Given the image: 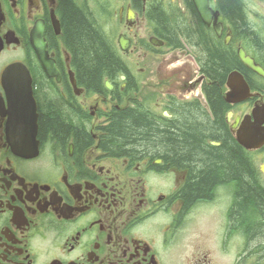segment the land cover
Segmentation results:
<instances>
[{
  "label": "flooded vegetation",
  "instance_id": "af4514ba",
  "mask_svg": "<svg viewBox=\"0 0 264 264\" xmlns=\"http://www.w3.org/2000/svg\"><path fill=\"white\" fill-rule=\"evenodd\" d=\"M69 1L103 32L100 12L117 29L115 40L104 33L119 71L99 89L78 80L61 0H0V264H264V211L251 204L241 221L237 203H220V183L189 201L192 163L159 146L107 143L115 115L129 109L171 137L183 124L211 125L202 143L220 148L217 93L227 132L264 191V144L245 150L237 139L245 125L264 129V0H237L239 25L219 0H206V19L196 0H101L97 11L90 0ZM214 48L234 61L223 76L208 64ZM17 64L25 72L10 73L8 84L30 88L36 130L32 113L30 127L7 113L3 80Z\"/></svg>",
  "mask_w": 264,
  "mask_h": 264
},
{
  "label": "trees",
  "instance_id": "16d2710c",
  "mask_svg": "<svg viewBox=\"0 0 264 264\" xmlns=\"http://www.w3.org/2000/svg\"><path fill=\"white\" fill-rule=\"evenodd\" d=\"M219 3L223 13L233 23L239 25L242 22L237 0H219ZM60 9L67 45L76 63L78 80L86 88L99 89L103 86L104 79L117 76L118 52L102 29L84 11H79L69 0H61ZM157 24L163 35L169 34L168 24L162 17L157 20ZM216 50L214 48L208 53V64L214 76L219 72L223 76L234 61ZM216 94L211 96L216 104L220 103V109H215L216 122H219L220 111V148L206 147L202 143L205 133L216 132L211 129V125L207 129L183 124L179 136L171 137L169 129L160 128L129 109L115 115L114 121L107 128L108 138L114 144L109 141L107 143L111 149L119 148V151L126 146L136 150L144 147L155 150L159 146L167 154L175 153L179 158L192 163L198 172V181L186 191L189 201L210 194L212 188L220 183V188L231 189V203H237L236 216L244 221L250 216L248 208L251 204L262 215L264 191L254 181V167L247 152L227 132L223 121V103L221 99L218 101ZM47 127L52 128V125L48 124ZM58 134L63 136L65 133Z\"/></svg>",
  "mask_w": 264,
  "mask_h": 264
},
{
  "label": "water",
  "instance_id": "95a60500",
  "mask_svg": "<svg viewBox=\"0 0 264 264\" xmlns=\"http://www.w3.org/2000/svg\"><path fill=\"white\" fill-rule=\"evenodd\" d=\"M196 4H197V8L199 13L201 14V16L206 19L207 17L210 16V12L207 9V1L206 0H196ZM216 29V28H215ZM217 31V29H216ZM219 33V32H218ZM118 44L119 47L122 51H126V45L127 43L125 42V40L123 39L122 36L118 37ZM150 41H152L153 44L154 41H157L155 38H151ZM242 61L245 63V65H247L249 68L253 69V70H257L255 68V65L253 64V62L251 60H248L246 58H244L243 56H241ZM21 73L23 74L25 72V69L23 66L17 64L12 66L10 69L7 70L3 83H5V90L7 92L6 94V100H7V104H8V110L7 113L8 114H12L14 116H16L17 119H22L24 121L23 126L24 127H30L31 125L26 123V121L29 120V115L30 113H32V128L34 130H36V113H35V103L33 100V96L31 93L30 88L29 89H25V88H19L18 86V90L15 91V89L11 88L8 84L9 82V75L10 73ZM19 80L22 81H26V78H20ZM106 86L108 88H110V84L108 82H106ZM24 87V86H23ZM232 116V113L229 112L227 115V121L230 120ZM235 128V125H231V130L233 131ZM238 142L240 143V145L245 149V150H251L254 148H259L260 146H262L264 144V129H258L257 130H253L245 125V127H243L241 129V133L238 134ZM24 146V145H22ZM264 170V167H262V171Z\"/></svg>",
  "mask_w": 264,
  "mask_h": 264
},
{
  "label": "rangeland",
  "instance_id": "374dc122",
  "mask_svg": "<svg viewBox=\"0 0 264 264\" xmlns=\"http://www.w3.org/2000/svg\"><path fill=\"white\" fill-rule=\"evenodd\" d=\"M90 2H91L90 4H91L92 8L96 11L99 10L102 7V5L105 6L101 0H90ZM99 15L101 18L100 23H101V25L104 26V30L106 31V32L105 31L104 32L108 33V36L110 38H112L113 40H115L116 35H117V29H115L114 24L110 21L111 16H109V17L103 16V15H101V12ZM103 21H107V23L104 22V24H102ZM231 201H232L231 189L220 188V203H230Z\"/></svg>",
  "mask_w": 264,
  "mask_h": 264
}]
</instances>
